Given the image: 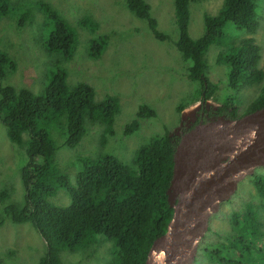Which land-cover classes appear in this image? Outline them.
Masks as SVG:
<instances>
[{
  "label": "trees",
  "instance_id": "16d2710c",
  "mask_svg": "<svg viewBox=\"0 0 264 264\" xmlns=\"http://www.w3.org/2000/svg\"><path fill=\"white\" fill-rule=\"evenodd\" d=\"M22 1L0 0V17L13 8L18 11L38 9L45 17L53 19V29L43 48L48 53L56 52L64 59H70L77 37L66 19L60 17L48 2L36 0L23 4ZM190 1L172 0L176 31L174 45L183 60L188 62L186 78L197 82L195 97L179 100L175 107L178 112L194 101L215 98L216 86L205 75L204 53L213 41H219L223 24L231 22L236 27L245 28L248 34H253L257 27L254 0H223L215 15L202 13V34L190 38L187 34ZM123 3L135 17L146 22L155 39L166 38L156 28V20L150 15V6L145 0H123ZM79 24L92 26V31L96 27L85 17L79 20ZM108 38L104 33L88 40L86 54L89 59L99 58ZM225 47L216 55L215 62L227 66L225 85L229 90L237 91L241 86L262 80L263 71L257 66L259 47L253 38H242ZM4 65L10 71L15 67L11 59H0V78L5 73ZM66 75L63 69L52 72L38 93L25 87L0 86V122L8 139L26 146L27 154L19 174L24 190L23 201L20 204L4 203L0 225L3 217L14 223L32 225L42 238L46 251L37 264H61L55 257L61 249L70 252L86 249L89 257L97 248L94 246L99 243V237L111 242L109 257L101 264H144L152 241L164 233L171 217L166 189L178 137L173 132L152 136L136 148L129 164L109 153L85 159L73 174L71 183L68 174L54 162L57 146L51 131L54 128L64 131L61 145L67 147H74L85 134L86 120L102 126L104 133L112 135L119 102L114 95L94 100L92 86L86 82L69 86ZM234 98L235 95L225 97L209 114L233 119L263 106L264 84L243 113L237 114ZM154 116L155 110L150 105L138 104L134 118L122 128L123 135L135 132L139 120ZM251 176L249 181L260 199L259 207L264 211V177L256 173ZM59 186H63L70 197L65 206L47 200ZM0 197L4 199L6 193L0 191ZM228 221V232L216 234L219 240L204 243L193 263L264 264V225L254 204L246 201L240 209L229 213ZM6 253L12 254L11 251Z\"/></svg>",
  "mask_w": 264,
  "mask_h": 264
},
{
  "label": "rangeland",
  "instance_id": "374dc122",
  "mask_svg": "<svg viewBox=\"0 0 264 264\" xmlns=\"http://www.w3.org/2000/svg\"><path fill=\"white\" fill-rule=\"evenodd\" d=\"M34 1L36 0H23L21 3ZM40 1L48 2L74 30L77 37L74 53L67 60L59 53H48L43 48L48 33L53 29V19L45 17L35 8L19 11L9 9L0 17V59H11L15 67L10 71L4 65L6 69L4 76L0 78V86L25 87L38 93L52 72L63 69L69 86L76 82H86L94 90V100L114 95L119 102V110L114 115L112 124V135L104 133L102 126L90 124L86 120L85 134L74 147H67L61 145L64 131L60 132L57 128L51 131L53 142L57 146L54 162L68 174L71 183L74 181L73 174L85 159L109 153L129 164L136 148L145 144L152 136L164 132H173L179 136L183 133L182 126L185 124L187 127L194 121L199 101L186 105L179 112L175 108L179 100L195 97L197 82L186 78L188 62L183 60L174 45L176 31L172 0H145L150 6V15L156 20V28L166 35L164 40L155 39L146 22L129 12L123 0ZM222 1H190L187 25L190 38H197L202 34V13L215 15ZM254 2V18L257 22L255 32L248 34L245 28L236 27L227 21L221 28L219 41H213L204 53L205 75L216 86L215 98L207 99L213 108L225 97L235 95L237 114L243 113L246 105L255 98L264 84V0ZM83 17L92 25L96 24L93 31L92 26L82 27L79 24ZM104 33L109 36L106 47L97 60L89 59L86 54L88 40ZM247 37L253 38L259 47L257 66L263 71V78L259 83L231 91L225 85L227 66L216 63L215 58L226 49L225 45L237 43ZM2 53L7 56H2ZM140 103L150 105L155 110V116L139 120L138 129L124 136L122 128L134 118ZM195 104L198 105L192 113L181 118L182 113ZM25 147L11 142L0 122V191L6 193L4 199L0 197V213L4 203L20 204L23 201L24 190L19 174L27 160ZM253 173L264 177V166L255 167ZM251 175L238 181L230 197L220 202L219 209L208 215V227L197 244L196 254L204 243L219 240L216 234L224 235L228 232L229 213L240 209L246 201L254 204L264 225V211L260 209V199L249 181ZM47 200L54 205L65 206L70 197L65 188L59 186ZM3 218L0 225V264H37L46 252L40 235L30 223L17 224ZM98 239L99 243L94 246L97 248L89 257L86 256V249L75 252L61 249L55 257L61 264H101L109 257L111 242L101 237ZM7 251L12 254L8 255Z\"/></svg>",
  "mask_w": 264,
  "mask_h": 264
},
{
  "label": "water",
  "instance_id": "95a60500",
  "mask_svg": "<svg viewBox=\"0 0 264 264\" xmlns=\"http://www.w3.org/2000/svg\"><path fill=\"white\" fill-rule=\"evenodd\" d=\"M259 166H264V105L233 119L215 116L180 134L166 189L171 217L144 264H193L208 215Z\"/></svg>",
  "mask_w": 264,
  "mask_h": 264
},
{
  "label": "flooded vegetation",
  "instance_id": "af4514ba",
  "mask_svg": "<svg viewBox=\"0 0 264 264\" xmlns=\"http://www.w3.org/2000/svg\"><path fill=\"white\" fill-rule=\"evenodd\" d=\"M199 101V107H198V114H197V117L194 119V121L192 123H190L187 127L185 126V124L182 126L183 128V132L189 130L191 127H193L195 124L199 123V122H204L210 118H213L217 115H211L209 114V111L210 110H213V107H211L209 104H208V100H205V101ZM174 135V133H173ZM175 137H178L176 135H174Z\"/></svg>",
  "mask_w": 264,
  "mask_h": 264
},
{
  "label": "bare ground",
  "instance_id": "6f19581e",
  "mask_svg": "<svg viewBox=\"0 0 264 264\" xmlns=\"http://www.w3.org/2000/svg\"><path fill=\"white\" fill-rule=\"evenodd\" d=\"M217 208H218V207H217ZM218 209H219V208H218ZM206 227H208V217H207V226H206ZM206 230H207V228H206ZM206 230H205V232H206ZM205 232H204V233H205ZM204 233H203V234H204ZM202 236H203V235H202ZM202 236L200 237V239L202 238ZM200 239H199V240H200ZM199 240H198V242H199ZM197 244H198V243H197Z\"/></svg>",
  "mask_w": 264,
  "mask_h": 264
},
{
  "label": "clouds",
  "instance_id": "9594fccd",
  "mask_svg": "<svg viewBox=\"0 0 264 264\" xmlns=\"http://www.w3.org/2000/svg\"><path fill=\"white\" fill-rule=\"evenodd\" d=\"M6 56H7V54H6ZM14 223V222H13ZM17 224H21V223H17ZM28 224V223H27ZM42 242H43V240H42ZM43 244H44V242H43Z\"/></svg>",
  "mask_w": 264,
  "mask_h": 264
}]
</instances>
